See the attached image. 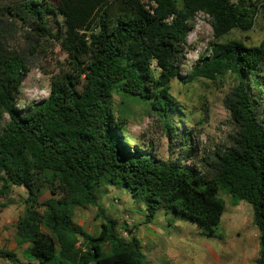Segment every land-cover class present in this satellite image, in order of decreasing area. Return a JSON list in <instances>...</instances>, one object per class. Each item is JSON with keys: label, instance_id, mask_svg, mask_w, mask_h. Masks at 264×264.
I'll return each mask as SVG.
<instances>
[{"label": "trees", "instance_id": "1", "mask_svg": "<svg viewBox=\"0 0 264 264\" xmlns=\"http://www.w3.org/2000/svg\"><path fill=\"white\" fill-rule=\"evenodd\" d=\"M260 2L0 0V124L7 117L0 125V197L12 185L27 191L15 222V242L25 245L27 262L5 248L0 258L12 264H148L136 237L118 236L115 220L106 218L96 235L73 222L76 207L98 205L96 192L112 185L141 198L146 223L164 211L210 233L224 211L219 191L234 203L245 201L258 232L256 264H264V105L249 86L251 80L263 97L264 39L258 45L214 43L183 80H234L223 103L236 131L228 148L203 159L202 170L128 146V110L113 106L114 96L121 104L149 103L168 134L174 132L165 120L169 89L193 18L209 16L218 38L251 29ZM52 40L65 51L67 69L50 77L45 98L22 110L17 99L28 58ZM194 152L187 147L186 157Z\"/></svg>", "mask_w": 264, "mask_h": 264}, {"label": "rangeland", "instance_id": "2", "mask_svg": "<svg viewBox=\"0 0 264 264\" xmlns=\"http://www.w3.org/2000/svg\"><path fill=\"white\" fill-rule=\"evenodd\" d=\"M231 39L246 45H258L264 39V0L259 4L251 29H232L218 38L213 34L210 17L201 12L195 15L184 39L178 76L169 89L172 101L165 120L172 124L174 132L168 134L163 120L149 109V103L127 99L121 104V99L114 96L115 111L123 105L128 110L125 133L128 146L199 170H202L203 159L210 160L230 146L236 126L223 100L234 84L233 77L226 75L221 81L199 78L189 83L183 80L197 60L210 54L214 43ZM21 45L22 41L18 40L16 46ZM65 57V51L53 40L42 52L29 56V72L17 99L22 110L47 96L50 77L67 69ZM249 86L251 94L264 105V95L260 98L251 80ZM6 120L5 116L0 125ZM189 146L195 148L191 158L185 153ZM26 196L23 186L12 185L9 192L0 197V248L14 251L24 263L27 262L22 254L25 245H16L15 222L22 213ZM96 197L98 205L74 209L73 222L96 235L106 218L115 220L118 236L124 240L136 237L148 264H256L258 232L252 223L251 207L245 201L234 203L224 191L218 192V197L224 201V211L211 233L202 232L196 225L164 211H158L153 220L146 223L141 198L132 196L122 186L105 185L96 192ZM78 240L82 241L80 237ZM103 249L109 251L110 245L105 244ZM0 264L12 263L0 258Z\"/></svg>", "mask_w": 264, "mask_h": 264}]
</instances>
